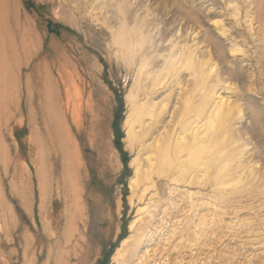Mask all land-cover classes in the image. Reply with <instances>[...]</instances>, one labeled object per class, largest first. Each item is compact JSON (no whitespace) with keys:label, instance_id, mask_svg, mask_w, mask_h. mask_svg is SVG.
<instances>
[{"label":"rangeland","instance_id":"obj_1","mask_svg":"<svg viewBox=\"0 0 264 264\" xmlns=\"http://www.w3.org/2000/svg\"><path fill=\"white\" fill-rule=\"evenodd\" d=\"M10 1L0 40L14 44L19 63L0 103V264H264V0ZM2 46L4 76L13 48ZM190 52L215 63L211 83L237 88L234 160L206 174L140 176L134 194L140 146L128 143L126 118L133 104L169 96L152 89L175 80L174 64ZM54 91L79 158L72 188L60 153L34 138L50 130Z\"/></svg>","mask_w":264,"mask_h":264},{"label":"bare ground","instance_id":"obj_2","mask_svg":"<svg viewBox=\"0 0 264 264\" xmlns=\"http://www.w3.org/2000/svg\"><path fill=\"white\" fill-rule=\"evenodd\" d=\"M0 1H2L3 3V0ZM9 1L7 0V2ZM7 2L3 3L4 5L0 3V8H2L3 6V9L6 10V12L8 13L13 8L12 7L10 8L11 4L9 5V3ZM0 14L2 13L0 12ZM6 17L4 18V20L6 19ZM6 21L7 20H5V22ZM1 23H3V21ZM216 23H218V21H216ZM2 26H0V28H4ZM3 32L4 30H2V33ZM2 33L0 34L1 39L3 38V36H5V33L4 34ZM6 36L8 35L6 34ZM2 41L0 40V45H3L2 47H6L8 49V52H9L8 47L13 48V50H12V58L8 59L7 63H5L4 66V68L6 67L7 73H5L4 76L0 75V88H2L0 89V103L4 101L7 95H9L7 93L8 91L5 92L6 90L5 88L10 86L12 83H15L16 81L15 80L16 78L14 76L15 74L13 75L11 72H9V69L11 68L16 69V66L19 63V59L17 56L18 53L14 49L13 46L14 44H12L10 40L9 43H5V42L3 43ZM0 49L3 48L0 47ZM237 51L239 53V51H242V48H240L236 44H233L231 46V52H237ZM3 54L4 53H2V56ZM209 59L210 57H204L198 59L194 57L193 59V55L190 52L182 60H180L179 64H177L178 66L174 64V67L172 69L175 70L174 72L176 74L175 80H171L170 83H166V84L164 83V81H159V83L156 84L152 89V94H155L157 90L166 87V89L163 90V92L169 90L168 93L169 96L165 95V98L157 102H154L153 99H150L148 103L145 102L146 104L138 103V104H133V107H131V110L125 121V124L127 126L126 139L128 143L130 142V145L132 147L135 144H138L140 146V149H138L136 156L132 160L135 171H134V175L131 177L130 180V187L132 192H134V194H135V188L138 187L137 185L140 182L139 180L140 176L145 177L146 179H151L152 176H154V174L159 176L167 175L169 171H172L174 173L175 172L179 173L180 175H185V173L189 174V172H193V171L195 172L203 171V174H206L210 167L213 166L216 167L221 162H224L222 167H225L226 164L231 163L234 160L233 157L235 156L234 155L235 151L231 146L232 145L231 139L233 134L232 129L234 123L237 122L235 119L240 118V116L243 114L244 106L242 102L241 103L239 102L240 98L236 96L237 93L236 94L234 93L237 91L236 90L237 88L234 89L235 86H233L231 82L225 84V86L224 85L219 86L220 84L218 85L216 82L214 84V81L213 83H211L210 80V78L212 77L211 72L215 63L209 62L210 61ZM172 69H168L166 73H170L169 71ZM239 70H236L235 72L238 71L237 72L238 75L243 74L242 70L241 69ZM181 73H187L189 75V77L186 80H184V83H182L184 78L180 79L179 77H177V75L179 74L181 77ZM233 73L234 71L231 72L232 76ZM174 85H177L179 87V91L176 96L177 101L172 111H170L172 105V103H170L173 92L172 86ZM252 85L253 84L250 83L247 84L248 88H246V90L247 89L253 90L254 86ZM241 86L245 87V85L244 86L241 85ZM220 88H223V90L220 91L219 90ZM226 90L229 91H227L226 94L221 95V92H225ZM161 91L162 90H160V93H162ZM4 93H7V95L5 94L6 95L5 96ZM247 93L250 94L251 92H247ZM70 94H71V90L66 89L65 104H69V102H71L72 98ZM10 95L12 94L10 93ZM250 95L252 96V94ZM8 98L10 99V97ZM246 99L250 100V97ZM71 106H73V108L71 110L70 115L73 120H76L77 110L74 101H72ZM49 107H50V125H49L50 130H48L47 135L38 137L36 134L34 138H36L39 142H41L40 145L42 147H44L48 142L50 143V146H52L55 150H57L60 153L62 157V170H63L62 174L65 179L63 186L66 184L68 188L70 186L72 188V185L74 183V175L75 173H77L76 170L78 169L79 166V158H78L77 150L75 148L76 145L68 134V128L64 118V112L62 109L63 107L58 99L57 92L55 91L50 93ZM251 107L253 106L251 105ZM167 113H171V118L167 120V122L165 123L164 120L166 117L165 115ZM158 124L163 126V131L161 130V132H159L155 138H153L150 142L146 143V141L143 139L144 136L147 135L146 131L149 133L153 129L156 130ZM137 126H139L141 129L138 130L136 128ZM142 155H145L144 160L142 159L143 158ZM143 161L145 163H143ZM41 171L42 169H39V172ZM220 174L222 173L217 171L213 175H215V177L218 176L221 180V178H223L224 176ZM73 188L75 189V186ZM68 195L69 194L67 193V196ZM73 208L74 207H72L71 205V210H72L71 214L74 212ZM79 212H81V209H79ZM134 222L135 220L131 222L130 228L133 227ZM69 232H71L70 229ZM69 232L66 233L65 236L66 241L68 240V237H70ZM128 238H125L122 241V245H124V242L126 243V241H128L127 240ZM122 255L123 253L121 252L120 248H118L116 252V256L118 257ZM58 261L59 262L63 261V258L61 257L60 259H58Z\"/></svg>","mask_w":264,"mask_h":264}]
</instances>
